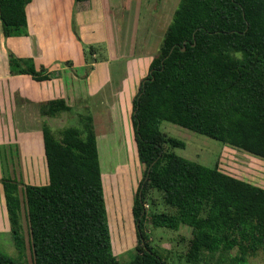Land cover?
<instances>
[{"label":"trees","instance_id":"1","mask_svg":"<svg viewBox=\"0 0 264 264\" xmlns=\"http://www.w3.org/2000/svg\"><path fill=\"white\" fill-rule=\"evenodd\" d=\"M85 1V0H76ZM30 0H0L4 36L25 35ZM16 73L46 79L30 60L9 56ZM41 113L70 111L63 99ZM134 142L142 178L132 203L136 245L127 264H166L148 243L151 227L190 229L186 258L231 251L235 264L264 250V188L177 155L184 142L159 128L168 121L264 158V0H179L148 74L132 100ZM55 135L42 124L45 181L23 184L33 264H118L114 258L92 116ZM13 245L20 253L18 185L3 179ZM157 190L163 211H147ZM184 239V238H183ZM0 264H23L0 251Z\"/></svg>","mask_w":264,"mask_h":264},{"label":"crops","instance_id":"2","mask_svg":"<svg viewBox=\"0 0 264 264\" xmlns=\"http://www.w3.org/2000/svg\"><path fill=\"white\" fill-rule=\"evenodd\" d=\"M122 10V6L113 5V0H30L25 7L28 27L25 35L4 36L0 22V149L12 144L16 157L20 148L21 161L28 156L33 157L31 164H45L42 124L46 121L44 117L54 119L59 114L45 116L40 106L52 99H63L70 108H80L91 114L99 166L101 145L108 149L113 137L115 139L111 133L130 134V141L132 139L135 144L132 100L140 81L148 74L165 30L156 41L152 40L155 35L152 36L153 30L149 27L130 32L131 15L120 12ZM74 15L81 30L80 41L72 32ZM99 42L104 47L103 57L92 47ZM10 55L28 59L33 66L46 69L49 77L37 80L28 73H16L9 62ZM61 61L66 64H60ZM99 63L104 66L102 77L97 75ZM131 66L137 73L135 81L130 83ZM80 69L82 71L78 72ZM9 126L11 138L7 135ZM123 166H117L116 172ZM105 174L101 171L102 179ZM181 226L178 235L184 231L190 233L187 226ZM111 237L114 258L121 264L120 259L127 256L128 260L123 263L127 264L136 242L117 251L115 239Z\"/></svg>","mask_w":264,"mask_h":264},{"label":"rangeland","instance_id":"3","mask_svg":"<svg viewBox=\"0 0 264 264\" xmlns=\"http://www.w3.org/2000/svg\"><path fill=\"white\" fill-rule=\"evenodd\" d=\"M178 2L179 0H113V5L117 7L122 6L123 10L120 12L125 11L126 14L130 13L131 18H129V25L132 28L130 32L132 30V32H135L138 28L142 31L145 26L149 27L151 28L150 30H153L152 36L155 35V39L152 40L156 41V38L159 40L160 35H162L170 22ZM72 11L75 12L73 7ZM117 13L119 12H116V15L119 16ZM72 18V32L75 38L80 41V26L76 22L75 15ZM26 32H28L27 26ZM160 42L161 38L160 41H158V46ZM92 47H96L97 53L99 51L100 56L103 57L104 47L101 42L97 44L93 43ZM61 53L64 55L65 51ZM86 53L88 54V51H86ZM60 64L65 65L66 62L61 61ZM35 68L36 70L40 69L36 66ZM81 71L82 69L78 70V72ZM87 71L89 72L90 69ZM103 72V63H99L97 75L102 77ZM136 73L137 70H134L131 66L130 78L128 79L130 83L135 81ZM84 111L85 110L80 108H71L70 111L59 112V115L56 114L58 116L54 117V119H46L44 117V121L46 120L45 122L49 124L52 132L58 135L59 130L64 126L75 125L78 120V114ZM7 128L9 131L7 135L11 138L10 130L12 128L11 126ZM159 128L166 136H171L184 142L183 148H172L177 155L208 167L217 165L219 169L234 177L264 188V158L254 155L240 147L218 141L168 121H162ZM110 136H115V139L113 137V141L109 144L108 149L107 146H102V142H100V167L101 171L106 173L105 177L102 179L104 198L110 233L115 239L114 245L115 249L118 251L122 248L130 247L137 241L136 226L135 222H133L131 208L135 193L137 194V187L142 178L144 167L138 160L135 144L132 139L130 141V134L122 135L113 132ZM107 151H109V155L106 157ZM19 152L20 148L18 147L16 157V150L12 144L10 146L5 145V149H0V251L16 260L18 259L23 264H33L29 243L27 205L23 184L43 183L45 181L43 179L44 164H31L30 162H33V157L30 158L28 156L24 157L23 161H21ZM106 162L107 164H105ZM122 164H124V166L121 167L122 169L116 172L117 166H122ZM3 179H11L18 185L17 196L20 204L19 216L24 239V249L22 253L16 250L11 238L3 192ZM145 201L147 211H163V209H165V205L161 200V195L155 189H151L148 192ZM113 223H117L115 227H112ZM118 224L122 228L119 227ZM182 227L184 226L180 228ZM180 228L178 230H173L151 227L148 222L145 223L144 230L150 238H152L148 243L160 256L165 258L166 264H193L186 258L190 233L184 231L181 235H178L181 233ZM236 254H238V252L235 249L227 252L217 251L213 254L202 251L200 253V259L196 264H235L232 257ZM127 260V256L121 258L120 263L123 264ZM247 261L248 264H264V250H260L257 254L249 256Z\"/></svg>","mask_w":264,"mask_h":264},{"label":"built area","instance_id":"4","mask_svg":"<svg viewBox=\"0 0 264 264\" xmlns=\"http://www.w3.org/2000/svg\"><path fill=\"white\" fill-rule=\"evenodd\" d=\"M147 205L145 204V207H146Z\"/></svg>","mask_w":264,"mask_h":264}]
</instances>
